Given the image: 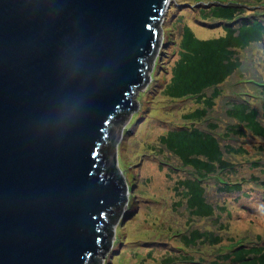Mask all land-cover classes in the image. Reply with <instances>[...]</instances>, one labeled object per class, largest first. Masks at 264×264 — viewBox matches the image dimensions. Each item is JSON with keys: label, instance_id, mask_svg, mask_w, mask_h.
Returning <instances> with one entry per match:
<instances>
[{"label": "water", "instance_id": "95a60500", "mask_svg": "<svg viewBox=\"0 0 264 264\" xmlns=\"http://www.w3.org/2000/svg\"><path fill=\"white\" fill-rule=\"evenodd\" d=\"M168 1L0 0V264H88L108 248L132 112L120 120Z\"/></svg>", "mask_w": 264, "mask_h": 264}, {"label": "trees", "instance_id": "16d2710c", "mask_svg": "<svg viewBox=\"0 0 264 264\" xmlns=\"http://www.w3.org/2000/svg\"><path fill=\"white\" fill-rule=\"evenodd\" d=\"M251 1L257 4L252 5ZM194 3H199L195 5L197 12H194V18L210 27L222 28L223 33L200 38L189 24L184 23L175 36L173 53L176 59L170 67L169 79L159 90V96L167 103L190 100L198 105L181 114L179 119H171V122L177 119L175 123L179 124L172 123L158 143L165 152L182 163L180 169L187 168L185 177L177 187L182 188L181 194L186 199L189 216L212 217L215 229L201 230L194 224L190 225L192 221H189L185 226L186 232L179 233V240L186 249L207 243L211 246L227 245L209 264H264V236L256 234L253 241L230 237L228 242H223L222 234L227 227L223 225L221 215L230 211L207 198L208 186H212L217 194L239 193L246 185L264 189V178L240 174L241 167L237 161V158L245 157L249 168L264 167V159L251 157L253 148L247 145V138L244 141L246 134L264 138V53L260 49L264 44V2L195 0ZM181 18L179 14L177 19ZM244 50H249L248 59L241 53ZM155 56V53L152 54L148 62V72L152 69ZM147 83L148 79L139 90ZM225 89H229V92L225 93ZM225 94H228V98L224 118L215 115L212 118L209 113L215 100ZM150 99L146 98L145 102H150ZM135 102L133 105L136 106ZM133 111L135 108L124 112L120 122H124L128 113ZM113 135L114 131L107 135L106 148H111ZM258 149V153L264 155L263 147ZM149 152L163 156L160 147ZM107 217L108 248L89 258L88 264H104L102 259L111 247L114 225L121 217L117 211ZM177 259H183V262L194 257L184 253L177 257L165 256L160 264H170Z\"/></svg>", "mask_w": 264, "mask_h": 264}, {"label": "rangeland", "instance_id": "374dc122", "mask_svg": "<svg viewBox=\"0 0 264 264\" xmlns=\"http://www.w3.org/2000/svg\"><path fill=\"white\" fill-rule=\"evenodd\" d=\"M176 1V2H174ZM264 2V0H262ZM195 0H170L171 9L167 8L159 25L161 29L160 44L153 59L148 83L136 93L138 106L131 113L128 121L122 126L116 141V165L126 187V201L120 220L114 225V237L106 255L104 264H160L165 256L177 257L191 254L194 259L181 262L174 260L170 264H209L215 255L227 245L216 246L197 245L186 249L179 240V233L186 232L185 226L193 225L201 230H214L213 218L190 215L186 207V199L182 197L181 186L177 184L187 173V168L176 157L169 155L161 147L158 140L165 134L172 123L177 122L180 115L195 107L197 103L185 102L167 103L159 96V90L170 77V67L176 59L173 53L174 38L181 26L187 23L200 38H209L223 33L218 26L210 27L194 18L197 12ZM256 5V2H252ZM182 15L181 19H177ZM196 16V15H195ZM264 53V44L260 46ZM243 55L249 58V50ZM252 55L254 51L251 52ZM256 60V59H255ZM229 92V89H225ZM146 98L150 102H145ZM228 94L215 100L214 107L209 114L224 118V109ZM160 101H159V100ZM162 102L164 104H160ZM173 122L171 119L176 118ZM224 126V125H222ZM253 149L251 157H262L258 147L264 149V138L246 134ZM162 150L163 156L153 155L149 151ZM248 148V147H247ZM250 149V148H248ZM170 159V161H169ZM241 167L240 174L259 175L264 178V167L251 169L246 164L245 157L237 158ZM264 189L254 185H246L239 193L217 194L212 186H208V201L218 206H225L230 213L222 212V223L227 231L223 235V242L230 237L243 241L255 240V235L264 236ZM190 226L188 225L189 229ZM177 234V235H176ZM221 246V247H220Z\"/></svg>", "mask_w": 264, "mask_h": 264}]
</instances>
